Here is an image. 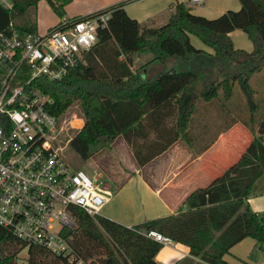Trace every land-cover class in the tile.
I'll use <instances>...</instances> for the list:
<instances>
[{
    "label": "trees",
    "instance_id": "16d2710c",
    "mask_svg": "<svg viewBox=\"0 0 264 264\" xmlns=\"http://www.w3.org/2000/svg\"><path fill=\"white\" fill-rule=\"evenodd\" d=\"M11 1V7L0 2V31L12 20L21 28L36 30L39 0ZM47 1L60 17L66 16L65 5L71 0ZM239 1V9H227L216 17L195 13L177 1L168 21L159 26L131 17L125 2L96 11L111 15L82 62L61 79L42 80L54 114L79 107L83 124L70 147L83 160L92 155L94 146L109 144L122 134L139 165H144L179 137H187L186 128L199 103L229 100L236 87L252 124L236 118L228 128L240 122L252 139L234 163L188 195L186 210L130 227L75 207V223L66 233L76 258L32 245L28 264H78V258L84 264H161L155 257L164 244L149 236L150 230L187 245L192 255L208 264H229L223 256L247 236L264 249V211L256 212L247 203L264 175V109L256 129L259 105L251 83V76L264 66V0ZM21 17L26 24L18 22ZM235 29L248 34L254 44L251 51L234 44L229 33ZM191 34L213 51L197 47ZM136 52H151L163 62L176 58L177 64L144 79L131 67ZM23 247L0 226V264H14Z\"/></svg>",
    "mask_w": 264,
    "mask_h": 264
},
{
    "label": "built area",
    "instance_id": "2783aa9c",
    "mask_svg": "<svg viewBox=\"0 0 264 264\" xmlns=\"http://www.w3.org/2000/svg\"><path fill=\"white\" fill-rule=\"evenodd\" d=\"M0 2L12 6L11 0ZM110 15L63 16L43 32L12 20L0 31V226L24 244L14 264H28L20 255L32 245L74 260L66 233L75 223L74 208L100 214L110 195L104 179L64 155L60 115L51 111L52 98L42 89L43 79H61L82 62ZM147 234L164 245L172 242L157 230ZM77 263L84 264L81 258Z\"/></svg>",
    "mask_w": 264,
    "mask_h": 264
},
{
    "label": "crops",
    "instance_id": "0c3cea01",
    "mask_svg": "<svg viewBox=\"0 0 264 264\" xmlns=\"http://www.w3.org/2000/svg\"><path fill=\"white\" fill-rule=\"evenodd\" d=\"M177 1L184 2L195 13L207 17H216L227 9H239L241 6L239 0H223L224 5L217 8V11H212L214 7H211L207 0L198 3L191 0H71L65 5V12L69 17L91 14L125 2V9L131 17L149 26H159L168 21L173 11L171 6ZM61 18L59 16L52 22L44 23L45 27H48L46 30ZM229 35L237 47H241L240 40L248 36L242 29H235ZM197 38L198 40H193L191 35V40L197 47L213 51L199 37ZM249 41L250 43L245 41L244 47L241 48L251 51L254 44L252 40ZM176 64V58L163 62L154 59L151 52H136L133 54L131 67L135 72L140 71L142 78L146 79L165 67H173ZM261 73L259 71L252 75L253 85ZM260 115L261 113L259 115L256 113L253 123L256 129ZM236 118L252 124L244 96L237 87L229 100L199 103L186 128L187 137H179L166 150L144 165H139L125 137L122 134L118 135L110 143V148L119 144L117 141L121 139L119 147L121 146L123 157L122 166L96 173V176L107 179L109 184L107 187L114 189L120 203L118 210L109 209L113 213L107 212L104 216L131 227L148 219L186 210L185 201L188 195L197 188L210 184L214 177L240 157L252 139L251 131L240 122L228 128L230 122ZM247 203L256 212L264 211V175L256 182ZM257 246V240L247 236L233 245L223 258L229 264H264V254L258 251L260 248ZM155 258L161 264H208L200 257L192 255L187 245L173 240L165 244Z\"/></svg>",
    "mask_w": 264,
    "mask_h": 264
},
{
    "label": "rangeland",
    "instance_id": "374dc122",
    "mask_svg": "<svg viewBox=\"0 0 264 264\" xmlns=\"http://www.w3.org/2000/svg\"><path fill=\"white\" fill-rule=\"evenodd\" d=\"M211 7H214L212 11H217V8H219L221 5H224V1L222 0H207ZM38 17H37V29L41 32L45 31L48 27H45L46 25L44 23H49L54 20H56L59 15L55 12L53 7L49 4L47 0H39L38 1ZM35 17V16H34ZM19 23L26 24L27 20L25 18L18 19ZM163 23V22H162ZM193 40H198L197 36L194 34H191ZM249 36H245L244 40H240L242 45L241 47H244L245 41L249 42ZM251 40V39H250ZM262 73L260 74L257 79L254 80V86L256 88L255 91V100L258 103L259 107L257 110V114L261 113L264 109V66L260 70ZM259 72V71H257ZM255 72V73H257ZM252 78V76H251ZM82 118L79 115V107L74 105L70 107L64 114L60 115L59 120V135H58V144L63 149L64 155L67 157V159L74 165L75 167H81L87 173L90 175H97L96 173L98 171L107 172V170H110L112 167L119 168L122 166V160L123 157L121 155V146L119 139L117 142L119 144H115L114 147L110 148V143L106 146L103 145H96L93 147L92 155L87 159L83 160L71 147H70V140L75 135L77 130L82 126ZM126 157V156H125ZM130 157V156H129ZM131 159V158H130ZM126 164V162H125ZM104 178V184L105 187L109 184H107V179ZM109 187V186H108ZM111 198L100 210V213L102 215H105V213H113L111 210H118L120 208L118 196H116V192L114 189L109 188ZM261 254H264V249L258 250ZM20 257L27 261L28 252L27 250H24L21 252ZM19 261H22L19 259Z\"/></svg>",
    "mask_w": 264,
    "mask_h": 264
}]
</instances>
